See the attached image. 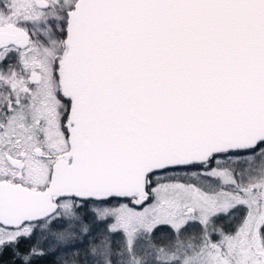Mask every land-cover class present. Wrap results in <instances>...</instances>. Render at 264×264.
<instances>
[{"label":"snow or ice","instance_id":"1","mask_svg":"<svg viewBox=\"0 0 264 264\" xmlns=\"http://www.w3.org/2000/svg\"><path fill=\"white\" fill-rule=\"evenodd\" d=\"M57 253L264 264V0H0V264Z\"/></svg>","mask_w":264,"mask_h":264},{"label":"trees","instance_id":"2","mask_svg":"<svg viewBox=\"0 0 264 264\" xmlns=\"http://www.w3.org/2000/svg\"><path fill=\"white\" fill-rule=\"evenodd\" d=\"M116 239H119V237H116ZM57 254L50 255L46 257L44 260L40 261L39 264H56ZM9 259V256L5 255L4 260L7 261Z\"/></svg>","mask_w":264,"mask_h":264}]
</instances>
